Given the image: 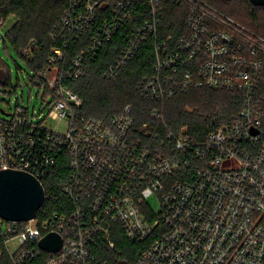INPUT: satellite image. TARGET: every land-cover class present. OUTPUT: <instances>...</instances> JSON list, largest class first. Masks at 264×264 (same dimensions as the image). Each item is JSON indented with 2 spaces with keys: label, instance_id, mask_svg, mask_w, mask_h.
<instances>
[{
  "label": "built area",
  "instance_id": "1",
  "mask_svg": "<svg viewBox=\"0 0 264 264\" xmlns=\"http://www.w3.org/2000/svg\"><path fill=\"white\" fill-rule=\"evenodd\" d=\"M107 3L66 77L84 76L128 21L131 33L107 80L150 45L153 65L138 84L145 100L209 89L239 94L241 108L200 139L168 127L160 109L141 126L131 105L109 119L87 117L83 100L62 85L64 52L52 49L38 73L43 85L34 84L47 97V120L66 121L67 132L49 130L47 120L18 106L0 118V171L29 173L44 186L63 162V209L41 214L43 206L28 222L0 217V264H120L124 239L139 245L133 264H264V36L208 0H75L52 40H78ZM170 3L187 10V34L171 42L160 37ZM139 9L140 25L133 21ZM4 24L0 18V41ZM52 196L46 192V201ZM49 234L61 238L60 251L41 249Z\"/></svg>",
  "mask_w": 264,
  "mask_h": 264
},
{
  "label": "trees",
  "instance_id": "2",
  "mask_svg": "<svg viewBox=\"0 0 264 264\" xmlns=\"http://www.w3.org/2000/svg\"><path fill=\"white\" fill-rule=\"evenodd\" d=\"M75 0H0V18L6 22L14 17L16 24L7 34V39L19 56L33 71L32 81H38V73L49 65L52 49H61L65 58L59 64L63 76L62 85L77 94L83 100L82 112L87 117L109 119L119 113L125 106L134 108V116L141 126L152 121L151 114L160 109L164 114L166 125L174 131L184 130L193 138H204L208 133L217 130L231 120L241 108L239 94L212 91L209 89L192 90L188 94L175 97L164 103L145 100L138 91V84L143 76L151 71L153 65L152 48L145 45L138 56L131 61L114 81L104 77L106 69L117 58V55L127 44L131 33V22L125 23L124 31L105 44L98 58L86 66L84 76L74 79L66 77L69 66L86 48L102 25L111 3L98 9L96 20L85 29L78 40L65 44L63 38L53 41L51 33L60 20L71 11ZM223 12L244 24L253 31L264 36V6L254 7L250 0H232L229 3L221 0H208ZM137 10L134 23L140 25L145 14ZM187 10L179 8L175 3L166 7L160 37L174 41L177 37L187 34L185 20ZM3 41L4 38H3ZM65 76V77H64ZM10 69L0 55V84L9 86ZM39 85H43L39 80ZM67 168L61 162L44 183L47 194L53 196L44 204L41 212H53L63 209V194L60 184ZM61 202V203H60ZM119 247L124 250L120 259L133 264L139 256V245L119 241Z\"/></svg>",
  "mask_w": 264,
  "mask_h": 264
},
{
  "label": "rangeland",
  "instance_id": "3",
  "mask_svg": "<svg viewBox=\"0 0 264 264\" xmlns=\"http://www.w3.org/2000/svg\"><path fill=\"white\" fill-rule=\"evenodd\" d=\"M16 24L14 17L6 20L1 30V36L5 41H0V55L11 72V85L3 86L0 84V118L6 119L5 114H13L16 108L23 107L29 109L31 119L37 122L47 120L49 108L43 104L42 99L45 97L44 92L39 89L31 78L33 71L27 63L19 56L17 51L9 43L7 34L9 30ZM3 112L5 114H3ZM35 114V118L33 117ZM43 116L40 118V115ZM45 127L49 130L65 134L68 129L66 121L56 122L48 119L45 122ZM158 209V208H157Z\"/></svg>",
  "mask_w": 264,
  "mask_h": 264
},
{
  "label": "water",
  "instance_id": "4",
  "mask_svg": "<svg viewBox=\"0 0 264 264\" xmlns=\"http://www.w3.org/2000/svg\"><path fill=\"white\" fill-rule=\"evenodd\" d=\"M250 3L254 7L264 6V0H250ZM45 201V188L35 177L22 171H0V217L3 220L8 222L31 221L37 217ZM39 245L44 251L58 252L62 248V240L56 234H49ZM120 264L128 263L121 262Z\"/></svg>",
  "mask_w": 264,
  "mask_h": 264
}]
</instances>
